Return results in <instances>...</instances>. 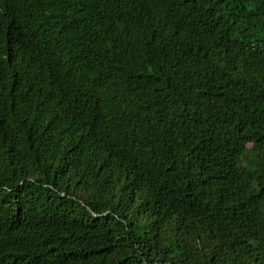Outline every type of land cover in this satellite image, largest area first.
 I'll use <instances>...</instances> for the list:
<instances>
[{"label":"trees","instance_id":"trees-1","mask_svg":"<svg viewBox=\"0 0 264 264\" xmlns=\"http://www.w3.org/2000/svg\"><path fill=\"white\" fill-rule=\"evenodd\" d=\"M0 264H264V0H0Z\"/></svg>","mask_w":264,"mask_h":264}]
</instances>
